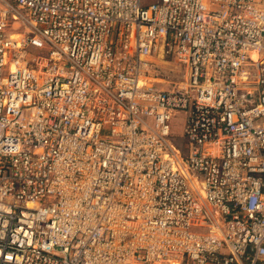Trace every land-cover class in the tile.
Instances as JSON below:
<instances>
[{"label":"built area","instance_id":"2783aa9c","mask_svg":"<svg viewBox=\"0 0 264 264\" xmlns=\"http://www.w3.org/2000/svg\"><path fill=\"white\" fill-rule=\"evenodd\" d=\"M0 264H264V0H0Z\"/></svg>","mask_w":264,"mask_h":264},{"label":"rangeland","instance_id":"374dc122","mask_svg":"<svg viewBox=\"0 0 264 264\" xmlns=\"http://www.w3.org/2000/svg\"><path fill=\"white\" fill-rule=\"evenodd\" d=\"M13 33L17 34L18 32H13ZM163 66L167 67V69H170V71L172 72L170 81H172L173 83L169 85L170 87H173V85L179 87L185 82L184 67L180 66L178 63L171 60H169V64H164ZM183 118H184L183 115L179 114L172 121V132L174 135L178 137H180L182 133Z\"/></svg>","mask_w":264,"mask_h":264},{"label":"bare ground","instance_id":"6f19581e","mask_svg":"<svg viewBox=\"0 0 264 264\" xmlns=\"http://www.w3.org/2000/svg\"><path fill=\"white\" fill-rule=\"evenodd\" d=\"M14 37H15V38H18V37H19V35H18V34H15V35H14ZM253 56H255V55H253Z\"/></svg>","mask_w":264,"mask_h":264}]
</instances>
